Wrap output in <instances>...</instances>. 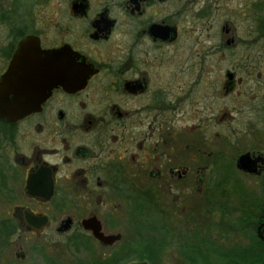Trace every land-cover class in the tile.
I'll return each mask as SVG.
<instances>
[{
  "label": "flooded vegetation",
  "instance_id": "af4514ba",
  "mask_svg": "<svg viewBox=\"0 0 264 264\" xmlns=\"http://www.w3.org/2000/svg\"><path fill=\"white\" fill-rule=\"evenodd\" d=\"M262 136L264 0H0V264H264Z\"/></svg>",
  "mask_w": 264,
  "mask_h": 264
},
{
  "label": "rangeland",
  "instance_id": "374dc122",
  "mask_svg": "<svg viewBox=\"0 0 264 264\" xmlns=\"http://www.w3.org/2000/svg\"><path fill=\"white\" fill-rule=\"evenodd\" d=\"M238 20L239 19H237V21ZM239 21H240V25L239 26L243 29V31L249 27V21H245L244 17H241V19ZM230 54L233 55L234 52L230 53ZM230 54H228V55H230ZM233 58L234 57L231 56L230 58L226 59V66L228 65V59H230L232 61ZM230 98L231 97H226L227 104H231L232 103ZM215 117H216V115L211 117V122H213L212 119L215 118ZM220 127H221V129L225 130V134H224L225 139L228 138V139H231L232 141H235V140L236 141L237 140L238 141H244V140H246V141L255 140L256 141V140L262 139V138H259L258 136H255L254 132L248 130L250 126L247 127L246 124H243L239 120L238 115L227 118V120L224 122V124L220 125ZM217 129H219V127H216V126L210 128L209 135L211 136V138H210L211 141H213L212 139H214V138H216V140L220 139L218 137H214L215 136L214 135L215 134L214 131L217 130ZM258 133L261 134L260 132H258ZM196 134L197 133H195L194 137H196ZM262 137L264 138V136H262ZM236 141L233 143V145L232 144L225 145V148H224V150L227 152L226 154L231 155V157L233 155H235L236 150L239 151V150H243V149L246 148V146H241V145L245 144V141H244V142H240L239 143L241 145H237L238 149H235L233 146L236 145ZM214 143H215L214 146H211V145L210 146H211L212 149L215 150V149L219 148V146H218V143H216V142H214ZM220 146H222V145H220ZM219 149H221V148H219ZM194 154L198 155V154H196L195 149H194ZM248 182L249 181H246L245 183L247 184Z\"/></svg>",
  "mask_w": 264,
  "mask_h": 264
},
{
  "label": "water",
  "instance_id": "95a60500",
  "mask_svg": "<svg viewBox=\"0 0 264 264\" xmlns=\"http://www.w3.org/2000/svg\"><path fill=\"white\" fill-rule=\"evenodd\" d=\"M256 160H251L249 153H244L239 156L237 160V167L248 172H254L255 169L253 167V163Z\"/></svg>",
  "mask_w": 264,
  "mask_h": 264
},
{
  "label": "trees",
  "instance_id": "16d2710c",
  "mask_svg": "<svg viewBox=\"0 0 264 264\" xmlns=\"http://www.w3.org/2000/svg\"><path fill=\"white\" fill-rule=\"evenodd\" d=\"M226 171H227V172L232 171L231 168H230V164H228V163L226 164Z\"/></svg>",
  "mask_w": 264,
  "mask_h": 264
}]
</instances>
